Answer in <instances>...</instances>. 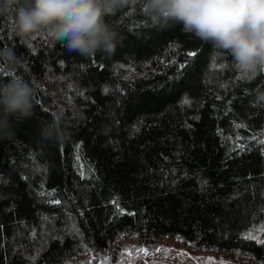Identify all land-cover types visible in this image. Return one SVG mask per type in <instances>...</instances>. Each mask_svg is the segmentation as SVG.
<instances>
[{
  "label": "trees",
  "instance_id": "1",
  "mask_svg": "<svg viewBox=\"0 0 264 264\" xmlns=\"http://www.w3.org/2000/svg\"><path fill=\"white\" fill-rule=\"evenodd\" d=\"M13 14L0 49L18 64H0V83L38 89L0 139V264H114L134 243L264 264V72L242 79L228 52L139 3L106 17L123 37L111 57L21 39ZM58 117L71 135L42 139Z\"/></svg>",
  "mask_w": 264,
  "mask_h": 264
},
{
  "label": "clouds",
  "instance_id": "2",
  "mask_svg": "<svg viewBox=\"0 0 264 264\" xmlns=\"http://www.w3.org/2000/svg\"><path fill=\"white\" fill-rule=\"evenodd\" d=\"M136 3L160 28L180 24L184 32L228 52L242 79L264 72V0H0V13L13 11V32L21 39L46 31L69 52L111 57L123 37L106 17ZM0 64L17 66L13 49H0ZM37 89L34 78L19 75L0 83V139L12 138L16 125L33 115ZM254 99L264 104V90L257 89ZM62 123L58 117L43 124L40 137L68 138Z\"/></svg>",
  "mask_w": 264,
  "mask_h": 264
},
{
  "label": "rangeland",
  "instance_id": "3",
  "mask_svg": "<svg viewBox=\"0 0 264 264\" xmlns=\"http://www.w3.org/2000/svg\"><path fill=\"white\" fill-rule=\"evenodd\" d=\"M120 254H124L123 257ZM119 257L114 264H232L213 254H192L175 247L150 250L147 245L137 243L121 249Z\"/></svg>",
  "mask_w": 264,
  "mask_h": 264
},
{
  "label": "snow or ice",
  "instance_id": "4",
  "mask_svg": "<svg viewBox=\"0 0 264 264\" xmlns=\"http://www.w3.org/2000/svg\"><path fill=\"white\" fill-rule=\"evenodd\" d=\"M259 143L260 144H262V145H264V139H261L260 141H259ZM54 203H59V201H54ZM248 239H254V237L251 235V234H249L248 235V237H247ZM262 243H264V241H261ZM140 251H146L145 249H141ZM209 259H211V258H209Z\"/></svg>",
  "mask_w": 264,
  "mask_h": 264
}]
</instances>
